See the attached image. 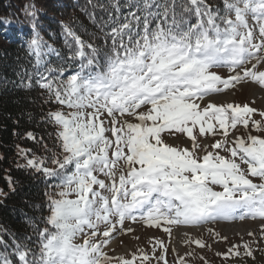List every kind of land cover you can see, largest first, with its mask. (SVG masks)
<instances>
[{"label":"snow or ice","instance_id":"6c2138e0","mask_svg":"<svg viewBox=\"0 0 264 264\" xmlns=\"http://www.w3.org/2000/svg\"><path fill=\"white\" fill-rule=\"evenodd\" d=\"M77 6L96 31H78L75 18L58 21L66 55L41 35L44 9L24 7L33 62L17 87H38L43 102L58 107L41 117L54 129L53 147L41 142L45 156L17 146L26 160L17 167L50 183L40 215L25 216L30 235L9 243L0 226V264H167L159 239L150 238L151 254L109 253L133 224L162 228L171 238L180 226L264 222V106H253L256 99L264 105V0ZM249 85L256 91L248 102L228 99ZM182 138L183 146L168 143ZM9 189L16 190L11 178ZM253 242L217 255L254 259ZM184 243L211 247L201 239Z\"/></svg>","mask_w":264,"mask_h":264},{"label":"trees","instance_id":"16d2710c","mask_svg":"<svg viewBox=\"0 0 264 264\" xmlns=\"http://www.w3.org/2000/svg\"><path fill=\"white\" fill-rule=\"evenodd\" d=\"M32 3L44 9L40 15L41 35L62 55H66L67 49L63 47L58 21L67 22L75 18L78 31L82 32L80 25L87 27L89 32L96 31L77 6L85 5L86 0H60V3H56V0H0V190L8 193L6 198L0 197V226L8 230L5 239L9 243L12 236L23 241L31 234L32 229L28 227L25 216L40 215L39 207L45 201L44 193L50 183L38 173L17 167V164L26 163L17 154V146L31 149L38 157L45 156L42 143L53 147L54 140L50 134L54 129L41 117L58 107L51 103L45 104L38 87L31 90L17 87L21 75L32 71L33 57L28 55L27 49L32 29L24 12L25 5ZM71 71L72 67L69 66L65 75ZM28 132L33 133L36 139H29L26 136ZM46 166L54 167L50 162ZM9 178L15 192L9 189Z\"/></svg>","mask_w":264,"mask_h":264},{"label":"rangeland","instance_id":"374dc122","mask_svg":"<svg viewBox=\"0 0 264 264\" xmlns=\"http://www.w3.org/2000/svg\"><path fill=\"white\" fill-rule=\"evenodd\" d=\"M253 91H256L255 86H245L241 92H238L235 96L229 97L228 99L239 103H246L251 98ZM253 106L259 108L264 105L261 104L260 99H256V103ZM65 111H67V109H65ZM256 119H259V116H257ZM185 139L186 138H182L180 141L169 139L168 143L174 144L179 142L183 146ZM261 223L264 222L245 219L243 221H219L214 224L205 225L204 228L180 226L173 229L171 238L162 230V228H149L139 223L133 224L132 227L135 231L120 236L112 246L115 251L110 252L109 254L123 255L125 258H130L131 254L136 253L138 248L151 254L153 247V243L149 242L151 238L153 241L159 239L165 243L167 247V253L165 256L167 264H179L180 258L184 259L185 264H264V239H261L260 236ZM209 228L213 229L216 233H219L220 237H227V239L224 240L214 237L209 233ZM176 229H184V232L188 234L185 235L183 232V238H177L180 242L179 244H181L180 246L174 242L176 240V237L174 238V232ZM249 231L253 232L254 236H249ZM133 237H139V240L133 239ZM189 239H201L206 245H210L211 247L200 248L195 243H184V241ZM120 241H123V243L121 244ZM173 242L175 243L176 249L173 246ZM244 242H253L251 247L255 257L254 259L247 256H231L225 258L222 255H217V253H227L229 248L233 245H242ZM239 250L241 253L244 252L243 247ZM187 253H191V255H187ZM160 254L161 250L157 248L156 255L159 256ZM149 264H156L155 259L151 260ZM160 264H163V261H160Z\"/></svg>","mask_w":264,"mask_h":264},{"label":"bare ground","instance_id":"6f19581e","mask_svg":"<svg viewBox=\"0 0 264 264\" xmlns=\"http://www.w3.org/2000/svg\"><path fill=\"white\" fill-rule=\"evenodd\" d=\"M219 100H223L224 97H219L218 98ZM196 228V227H195ZM204 228V227H203ZM197 230V229H196ZM183 232H184V229H176L175 232H174V238L176 237V240L174 241L176 244H178V246H180L181 244H179V240H177V238H183L182 235H183ZM187 232V231H186ZM196 232V231H195ZM185 233V232H184ZM181 241V240H180ZM173 242V243H174ZM175 243H174V248H175ZM115 243L113 242L112 246L114 245ZM176 249V248H175Z\"/></svg>","mask_w":264,"mask_h":264}]
</instances>
